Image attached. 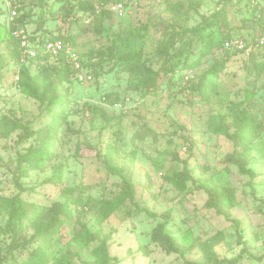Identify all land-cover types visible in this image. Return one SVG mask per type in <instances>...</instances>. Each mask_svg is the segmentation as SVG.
<instances>
[{
	"label": "rangeland",
	"instance_id": "rangeland-1",
	"mask_svg": "<svg viewBox=\"0 0 264 264\" xmlns=\"http://www.w3.org/2000/svg\"><path fill=\"white\" fill-rule=\"evenodd\" d=\"M83 1L0 0V264H264V49L252 44L264 0H118L123 11L97 14ZM10 24L70 35L79 66L55 75L61 102L31 62L42 100L20 90ZM55 119L44 153L19 164L40 141H20L23 125ZM54 216L60 227L36 235Z\"/></svg>",
	"mask_w": 264,
	"mask_h": 264
},
{
	"label": "trees",
	"instance_id": "trees-1",
	"mask_svg": "<svg viewBox=\"0 0 264 264\" xmlns=\"http://www.w3.org/2000/svg\"><path fill=\"white\" fill-rule=\"evenodd\" d=\"M115 1H118V0H115ZM108 2H114V1L113 0H98V3L101 6H104ZM102 9L97 12L96 4H95L94 0H84L83 2H80V5L78 7V10H81V11H84V12L89 11L91 14L100 13V12H102ZM14 18H16V17H14ZM17 18H18V21H23L24 22V17H22V19H20V17L18 16ZM9 28H10V30H8L9 38L14 42V49L11 51V55H12V57L16 56V55L19 56L20 39L13 35V32L16 29H19V28L14 27L13 24L12 25L10 24ZM41 36H45V35L43 34ZM48 36L53 37V34L50 33ZM261 36H263V35H261ZM28 37L31 40H33V35H29ZM65 39L73 47V44L70 42L71 41L70 40V35H68L67 38H65ZM252 44H254V46L256 48H261V49L263 48L264 49V44H262V45L259 44L257 39L256 40H252ZM164 50L166 51V48H164ZM180 53L181 52L179 51L178 54H180ZM251 56L253 58V55H251ZM30 62L35 64V65H37V66H39V67H43L44 66V67L50 69V70H48L50 72V74H54L53 76L50 75V77H49L50 81H48V82L42 81V83H45L46 85L48 84V86L52 87V89L54 90V95H53V97H51L50 101L52 103L61 102L63 97L60 94H58V92L55 90V88H56L55 75L57 73L61 74V72L63 70L71 68L70 67L71 65L61 61V59L58 58V57H52V56H50L48 54H42L41 52H39L36 55V57L31 58V59H27L24 62L25 63L24 66H22L24 63L21 65V67L19 68V77H18V84H19L20 90L23 93H25L26 95L35 97L37 99L40 98L41 100H42V96H43L41 94H44V92H40L42 85L40 86V81L35 78L36 76L31 75L29 73V66L27 64L30 63ZM222 69H224V63L223 62L220 63V64L216 63V64H214L213 68L209 72L210 73H217L218 71H220ZM154 74L155 75H159L160 73L159 72H155ZM59 77H61V75H59ZM4 120H5V118L4 119L0 118V123H3ZM9 123L12 126L18 125V122L15 119L9 120ZM1 127L2 126H0V129H1ZM23 127H24L25 132L28 133V135L27 136H21L20 139H19L20 141L26 139V137L31 136L33 133H35V134L37 133V135H39L40 141H39V144L37 146L30 145L27 148L26 152L24 154L20 155L19 164L21 162H23V161H26L27 163H32L34 161L35 157H37V156L39 157L40 155H42V153H44L43 149L46 148V144H47L46 135L53 134V132H55V130L57 129V124H56V119L53 120L51 123L46 125V130L45 131H43V130H41V131H33L30 128H28L27 126H25V125H23ZM226 130H227V127L224 126V129L221 132H225L226 133ZM226 135L228 137H231V135H229V134H226ZM238 167H239V169L241 171L247 172V173L252 175V172L250 170H246L243 167L242 164L238 163ZM19 172H20L21 175H23L24 174V169L19 167ZM177 175H175L173 178L166 176L165 179H168L169 182H172L174 180H177V178H178ZM125 189H127L128 197L132 201L134 199V194H133L132 188L130 186V183L128 181H126ZM6 201H7V204H11L12 205V208H11V210L9 212V221H11V219L17 217L18 211L21 209V204L22 203H21V200L19 198H13L12 202H9L8 199H6ZM138 210H141V209L138 208ZM60 224H61L60 219L55 218V216H54L53 219H51V220H49L47 222H43L39 227H36L35 228V234L36 235L47 236V235L53 233L54 231H56L60 227ZM164 237L166 239L170 240L169 236L164 235ZM110 259H111L110 257H105V259L103 260V264H108ZM235 260L230 261V260H227V259H223L222 261H226L228 263H233ZM190 264H194V263H190Z\"/></svg>",
	"mask_w": 264,
	"mask_h": 264
},
{
	"label": "built area",
	"instance_id": "built-area-1",
	"mask_svg": "<svg viewBox=\"0 0 264 264\" xmlns=\"http://www.w3.org/2000/svg\"><path fill=\"white\" fill-rule=\"evenodd\" d=\"M94 2L96 4L97 12L100 11L103 6L98 3V0H94ZM105 7L108 11L114 13H120L123 11L122 3L118 1L108 2L105 4ZM9 14L11 17H14V15H16L15 8L9 9ZM13 35L20 39L19 56L24 61L36 57V55L41 52L42 54H48L52 57H58L61 59V61L68 63L71 66H75L77 68L79 66L78 56L71 44L66 41V33L63 29L60 33L54 34L53 37L48 35L41 36L40 34H34L33 40L28 37V32L22 28L16 29L13 32ZM257 41L261 45L264 44V35L257 38ZM230 45V42L225 43L226 48H228ZM78 73L83 72L80 71ZM79 78L86 79L84 74H80Z\"/></svg>",
	"mask_w": 264,
	"mask_h": 264
}]
</instances>
